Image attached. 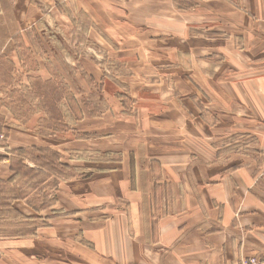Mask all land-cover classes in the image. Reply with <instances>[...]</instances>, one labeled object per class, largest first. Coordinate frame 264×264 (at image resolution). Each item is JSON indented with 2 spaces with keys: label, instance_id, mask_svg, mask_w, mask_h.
Here are the masks:
<instances>
[{
  "label": "rangeland",
  "instance_id": "obj_1",
  "mask_svg": "<svg viewBox=\"0 0 264 264\" xmlns=\"http://www.w3.org/2000/svg\"><path fill=\"white\" fill-rule=\"evenodd\" d=\"M104 1L109 9L101 12L102 19L101 23L97 24L98 26L88 23L81 10L75 8L67 9L76 22L74 24L66 19L57 18L56 13L52 15L49 13L43 20L38 21L39 16H32V12L29 11L31 8L21 7L29 11L27 19L38 20L30 25L27 24L28 22L20 23L22 35L25 36L28 47H19L21 57L18 58L19 63L14 64L15 67L12 61L0 56V127L6 136H10L11 147L23 144L52 147L53 151L63 152V163H58L60 165L55 168V172L40 167L38 169L40 174H34L37 179L32 182V186L24 182L21 186L17 182L8 188L1 185L0 193L3 191L8 193L9 190L19 187L25 192L28 202L35 201L37 206H42L43 199L56 202V190L65 181L62 178L70 174L64 166L73 167L72 164H76V162H66V157L70 156L72 160L87 161L83 164L84 170L90 173L103 169L101 152L80 151L82 148L70 143L69 138L65 136L48 137L53 136V124L56 123L47 122L48 119L41 110L44 108L50 110L51 104L50 102L44 104L38 102L36 98V95L39 96L36 93L38 89L34 87L35 85L42 93L44 92L42 95L46 93L49 99L57 101V106L60 100L67 98L66 95H72L75 100L82 102L81 106L85 115L91 118L79 126V132L74 134L75 137L73 136L75 139H84L85 142L94 144L98 149L104 147H111V150L112 148L122 149L127 158L129 157L128 152L134 150L136 153L141 144L146 149L149 162L158 158L181 161L187 159L189 153H199L207 158L206 155L210 156L211 150H216L217 144L226 146L228 140L232 138H235L234 141L236 140L237 143V147L232 148L234 152L245 153L255 146L257 139L255 136L247 138L249 137L247 134L243 135L241 130L236 128L245 126L264 133V127L259 121L248 117L232 118L233 111L238 113L245 106L255 114L263 110L264 104H259L252 96L254 94L259 99V82L251 79L259 76L258 72H263L264 67H219L215 77L203 78L196 71L185 72L181 70L182 68L175 66V59L181 53L195 55L220 51L216 47L198 45L193 40L196 35L212 27L213 24L232 31L240 29L223 22L219 14L182 13L172 8L155 6V4H134L129 0ZM217 4L225 5L227 1L218 0ZM57 10L62 12L60 8ZM195 17L202 18V21H195ZM85 28L88 32L94 30L101 36L100 50L96 49L95 46H98L85 37L88 34ZM30 39L32 44L29 45ZM73 40L77 43L74 44ZM112 43H115L119 49L110 47ZM102 44L111 52L110 57L103 53ZM112 46L114 47L113 44ZM259 59V64L261 60L264 61L262 56L251 58L255 62ZM85 60L95 62V65L87 64V66L96 77L101 76L99 83L98 81L93 83L92 77L85 73L83 68ZM53 63L61 69V76L59 75L58 78L52 73L55 77L52 84L41 83V78L35 74L38 73L36 69L54 67ZM94 67H100L103 72L100 73ZM255 69L256 71H253ZM104 76L113 84V87L107 86L104 89L114 97L116 107L119 109L122 107V115L117 117V121L110 117L113 116L109 112L111 109L107 110L108 104L101 93L103 86L100 83ZM194 81H199L207 90L209 103L201 104L204 103L205 97L202 91L196 88ZM208 89L211 91L210 95ZM195 90L203 97V99L200 98L202 102L196 104L192 103ZM179 91L181 96H179ZM249 91L255 93H249ZM242 99L246 103H242ZM66 105V102L61 103L59 113L66 114ZM116 107L112 109L116 110ZM200 107L202 113L204 111L218 113L220 118L231 120L233 123L226 124L223 121L221 131L214 132L209 130V127L213 125L207 126L208 123L204 118L200 117L203 124L201 126L199 119H194L184 113V109L194 113ZM138 111L143 117V124L137 126L135 117ZM34 112H42L44 118H38L37 126L32 128L33 123L30 122V117ZM77 113L78 111L70 110L68 115L76 119ZM80 113L82 119L78 120L79 122L84 119L82 112ZM68 121L69 119L65 120V122ZM74 124L65 125L64 123L63 126L71 131ZM233 130H235L234 133ZM236 131V136H231ZM259 139L263 141L264 136H259ZM11 149L9 160L16 157L14 150L24 148ZM31 149H25L29 154L25 167L36 169V166L31 165L32 163L29 164L31 155H34ZM71 153L73 154L70 155ZM10 166L11 163H9V170ZM90 173L83 177L85 181L82 178L77 179L73 186L76 189L71 193L59 195L60 202L63 204L62 209H54L55 205L49 207L56 211L51 219L61 220L55 223L59 231L66 226L70 228L71 223L69 221L65 223L63 220L74 216L77 211L87 212L92 205L96 207L93 208L94 210L99 209L97 206L101 203V198H92L94 195L104 196L113 193L111 180L102 181L93 178L89 180ZM6 175L4 171L0 172L1 177H6ZM12 176L10 172L7 178L0 179L1 183L8 184ZM56 183L58 186L54 187ZM12 207L24 218L34 219L36 217L23 212V210H28L27 208H32L27 206L26 201H14ZM76 207L80 210H71ZM42 214L45 216H37L34 220L41 229L49 225V214L45 212ZM85 217L88 218V215ZM93 218L101 221V214L94 215ZM17 225H21L20 220L7 227H3L4 224L1 226L2 229L13 231L18 229ZM85 226L87 228L88 224ZM93 229L98 230V228ZM52 232L48 231L47 234H49L46 236L41 233L38 236L41 243L33 239L29 242H19L17 237L4 238V240L0 238V264H94L88 252L69 245L72 241L71 232L65 229L58 236ZM44 239L49 242L43 241ZM83 245L91 248L87 242Z\"/></svg>",
  "mask_w": 264,
  "mask_h": 264
},
{
  "label": "crops",
  "instance_id": "obj_2",
  "mask_svg": "<svg viewBox=\"0 0 264 264\" xmlns=\"http://www.w3.org/2000/svg\"><path fill=\"white\" fill-rule=\"evenodd\" d=\"M129 1L140 5H160L182 13L219 14L223 22L240 29L232 31L213 24L212 27L196 35L193 38L195 43L203 47H216L220 51L209 54H179L175 59V66L182 68L181 70L185 72L196 71L203 78H213L219 71V67H264L263 60L259 64L261 58L257 62L251 60L252 57H264V0H226L225 5L217 4L218 0ZM26 6L31 8L29 11L32 12V16H39V20L36 19L38 21L43 20L49 13L50 15L56 13L57 18L74 23L67 9L75 8L81 10L88 23L95 25L101 23V12L109 9L104 0H0V56L12 61L13 65L19 63L18 58L21 57L19 47H28L25 36L22 35L20 23L28 22L29 25L36 23L35 19H27L29 11L21 9ZM46 8L47 10H43ZM57 8L62 9V12H59ZM195 19V21H202V18L195 17ZM85 37L98 46H95L96 49L100 50L101 36L96 31L90 30ZM30 44H32L31 39ZM112 44L110 47L119 49L115 43ZM102 46L103 53L110 57L111 52L104 47V44ZM89 61L85 60L83 65L85 73L92 77L93 83L95 81L99 83L101 76L96 77L87 66L95 62ZM53 66L36 69L38 73L35 74L42 81L39 82L52 84L55 77L61 76V69L56 64ZM94 68H97L100 73L103 72L100 67ZM258 75L251 80H258L260 97L258 99L254 94L252 96L259 104H264V70L258 72ZM198 82L194 81V84L198 90L202 91L205 99L195 90L192 103L202 102L200 98L204 101L201 104L209 103L207 90ZM100 84L103 86L101 93L108 104L107 110L111 109L109 112L113 115L110 117L117 121V117L122 115V107L120 109L116 107L114 97L104 89L107 86L113 87V84L105 76ZM34 87L38 89L36 92L39 95H36L38 102L41 104L50 102L51 104L50 110L46 108L41 110L45 113L44 116L48 119V123L53 124L55 120L60 122L64 120L65 125L75 123L72 126L73 130H67V127L54 129L53 136L48 137L65 136L69 138L70 143L80 146L82 148L80 151L96 153L99 151L102 158L101 167L103 169L90 173L84 170L83 164L87 161L72 160L70 156L66 157V162H76V164H72L73 167L65 165L70 174L62 178L65 181L56 190V202L53 208L62 209L63 204L60 202L59 195L71 193L76 189L73 186L77 179H83L89 173V180L91 178L102 181L111 180L113 193L92 197L101 198V205L97 206L100 211L99 209L94 210L93 208L96 207H92L93 205L90 210L83 213H79L77 210L80 209L77 207L71 209L77 211L75 215L63 220L65 223L69 221L71 226L70 228L66 226L60 231L55 223L61 220L51 219L56 211L51 210L53 208L42 210L45 214H49V225L42 229L39 228L32 237L18 238L19 242H29L33 239L41 243L42 241L38 239L41 233L46 236L49 234H47L48 231H53L52 233L58 236L66 229L72 234V241L69 245L88 252L94 264H239L243 258L264 259V140L259 139V136H264L263 132L245 126L236 128L241 130L243 135L247 134L249 136L247 138L255 136L257 139L255 146L245 153L234 152L232 148L237 147V143L236 140L234 141L235 138H232L228 140L226 146L217 144L216 150H211V155H206L207 158L199 153H189V157L181 161L158 158L149 162L146 149L142 144L136 153L134 150L128 152L129 157L127 158L122 149L112 148L111 150V147L98 149L94 144L85 142L84 139L74 138V134L79 132V126L91 118L85 115L81 106L82 102L76 100L84 117L79 122L69 117L68 105H66L65 115L59 113L61 112L59 107L62 102H66V99L60 100L57 106V101L49 99L46 93L44 94L46 97L42 95L44 92L40 94L39 88L36 85ZM209 93H211L210 89H208ZM112 107H116V110ZM201 109L200 107L194 113L184 109V113L194 119H199L201 126L203 124L200 117L204 118L208 123L207 126L213 125L209 127V130L214 132L221 131L223 121L226 124L233 123L231 120L220 118L218 113L211 111L202 113ZM44 116L42 112H34L30 117L31 120L36 119L35 121L30 120L33 123L32 128L37 126L38 118H44ZM236 117H248L259 121L264 127V106L258 114L253 113L246 106L242 107L238 113L233 111L232 118ZM5 118L8 119L7 116ZM135 118L137 126L143 122L139 111L136 112ZM68 119L69 121L65 122ZM66 130L67 132L63 133ZM236 133L237 131L231 136H236ZM9 138L10 136H7L6 147L0 150V172L4 171L7 174L6 177L0 176L2 180L10 173L9 152L11 148L52 150L51 152L61 156L59 162L63 163V152L53 151L52 147L36 144L11 147ZM27 209L23 210L27 215L45 216L41 211ZM99 214H101V221H96L93 216ZM87 215L88 218L85 217ZM36 217L33 220H36ZM86 224H88V229ZM93 228H98V230ZM1 239L4 240V238ZM43 241L49 242L45 239ZM52 242L55 241L52 240ZM84 242L89 243L91 248L84 246Z\"/></svg>",
  "mask_w": 264,
  "mask_h": 264
},
{
  "label": "trees",
  "instance_id": "obj_3",
  "mask_svg": "<svg viewBox=\"0 0 264 264\" xmlns=\"http://www.w3.org/2000/svg\"><path fill=\"white\" fill-rule=\"evenodd\" d=\"M74 23H76L74 21ZM86 32L87 29H84ZM39 93L41 94V90H39ZM67 98L66 102L70 110L78 111L77 118L75 120H81L82 117L79 110V106L77 105V101L74 99L72 95H66ZM122 98V97H119ZM56 124L54 125V129L59 128H65L63 126L64 120L61 122L59 120L54 121ZM63 122V123H62ZM63 126V127H62ZM4 133V131L2 130ZM6 134V133H4ZM3 147H6L3 143H1ZM34 155H31L30 163L36 166V169H30L28 167H25V162L28 161L29 154L25 149H18L14 150V154H16V157L13 159H10V172L13 174V176L9 179L8 184L1 183L0 186L3 185L5 188L11 186L14 183H18V185H22L24 183H30V186H32V182L37 179V176L34 174H40L38 169L40 167H43V169L47 171L55 172V168L59 167L60 164V156L54 152H51L47 149H39V148H33L31 149ZM41 156V157H37ZM1 159V158H0ZM64 166V165H62ZM65 167V166H64ZM28 168V169H27ZM66 169V167H65ZM24 182V183H23ZM58 183L54 185V187H57ZM6 197V199L4 198ZM14 201H26L29 207H32L33 210L36 212H40L46 208H49L50 206H53L55 204V201L48 202L46 199H43L42 206H37V202H28L26 200V194L25 192L17 187V189L9 190L8 193H5V191L0 193V238H28L32 237L36 234L39 226L36 225L33 219H27L24 218L20 213L15 211L12 207V203ZM20 220L21 225H17L18 229L11 231L10 229H2V224H4L3 227H7L8 225L14 224L16 221ZM23 220H26V222H23ZM17 224V223H16Z\"/></svg>",
  "mask_w": 264,
  "mask_h": 264
},
{
  "label": "built area",
  "instance_id": "obj_4",
  "mask_svg": "<svg viewBox=\"0 0 264 264\" xmlns=\"http://www.w3.org/2000/svg\"><path fill=\"white\" fill-rule=\"evenodd\" d=\"M6 141H7V136L2 132V129L0 127V144L3 143L5 145ZM3 148L4 147L0 145V150H2ZM239 264H264V259L257 257H248L241 259Z\"/></svg>",
  "mask_w": 264,
  "mask_h": 264
}]
</instances>
